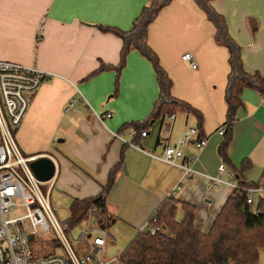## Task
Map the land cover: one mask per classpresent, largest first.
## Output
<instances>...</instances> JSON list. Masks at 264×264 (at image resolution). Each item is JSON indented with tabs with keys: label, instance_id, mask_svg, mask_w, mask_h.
I'll list each match as a JSON object with an SVG mask.
<instances>
[{
	"label": "crops",
	"instance_id": "obj_1",
	"mask_svg": "<svg viewBox=\"0 0 264 264\" xmlns=\"http://www.w3.org/2000/svg\"><path fill=\"white\" fill-rule=\"evenodd\" d=\"M155 1L0 0V60L50 74L34 95L15 137L28 156L46 155L55 162L52 200L57 208L67 204L71 214L74 199L101 196L111 169L123 161L105 196L110 218V222L104 220L109 233L105 254L109 241L117 239L123 244L122 253L167 199L178 202V219L183 202L194 204L196 227L208 231L232 194L226 183L208 189L204 175H219L221 161L248 183L264 182L260 90L242 89L226 159L221 154L225 135L218 130L227 122L232 49L197 0H169L147 24V43L172 81L170 90L163 93L155 58L138 48L132 32L142 12ZM208 5L238 50L243 70L260 86L264 81V0H210ZM129 43L118 90V68L92 75L103 64L118 66ZM186 52L193 53L198 68L183 60ZM74 99L77 104L67 110ZM163 99H177L198 110L202 127L193 111L180 108L175 119L166 114L150 123L148 135L137 140L145 151L114 137L122 131L131 140L130 127L123 126L148 117ZM107 113L112 116H97ZM189 126H198L208 138L202 150L194 144L183 147L197 171L192 180L179 165L157 158L164 144L177 142ZM245 161L249 167L238 173ZM221 178L228 181L230 175L225 172ZM258 264H264V252Z\"/></svg>",
	"mask_w": 264,
	"mask_h": 264
},
{
	"label": "built area",
	"instance_id": "obj_2",
	"mask_svg": "<svg viewBox=\"0 0 264 264\" xmlns=\"http://www.w3.org/2000/svg\"><path fill=\"white\" fill-rule=\"evenodd\" d=\"M183 60L192 68H198L193 53L183 54ZM49 77L48 72L39 68L0 60V264H107L105 245L109 233L102 222L97 204L92 202L87 218L73 225L72 217L65 218L59 214L52 200L54 177L46 181L40 180L30 167L31 161L44 155L25 157L16 141L15 133L23 123L34 95ZM260 96L264 104V81ZM76 104L77 99H74L67 110ZM97 116L103 119L112 114ZM175 117L176 112L170 114L171 119ZM226 132L227 124L218 130L221 136ZM129 134L131 140L126 139L122 131L115 132L114 137L125 145L145 151L137 140L145 138L148 130L131 126ZM207 143L208 138L201 134L198 126H189L177 142H166L162 156L157 158L179 165L184 176L192 180L197 171L190 165L183 147L194 144L198 150H202ZM225 172L230 175L228 181L221 178ZM204 176L208 179L209 190L226 183L234 195L246 192V205L249 206L256 204V198L260 200L264 195V182L247 185L241 183L224 161L219 165V175ZM60 197L66 199L64 194ZM17 208L24 209L25 214L8 217ZM77 227L80 228L78 234L75 233ZM141 231L165 232L166 228L154 215ZM43 232H52L54 238L47 237L42 241H54L52 246L61 251L48 250L36 254L31 243ZM76 242L80 245L84 243V247L79 248Z\"/></svg>",
	"mask_w": 264,
	"mask_h": 264
},
{
	"label": "trees",
	"instance_id": "obj_3",
	"mask_svg": "<svg viewBox=\"0 0 264 264\" xmlns=\"http://www.w3.org/2000/svg\"><path fill=\"white\" fill-rule=\"evenodd\" d=\"M160 1L156 0L150 8H146L142 12L132 32L139 30L141 22L146 18L148 11L157 6ZM156 13L157 11L154 13L152 19ZM104 29L112 30L111 28ZM139 43L146 49L149 57L153 58V60L155 58V66L159 72L163 93H167L170 90L172 81L163 71L156 54L147 43V27L144 31L140 32ZM130 46L131 43L125 45L122 61L118 66L103 64L92 75L105 69L118 68L116 79V87L118 90L120 79L119 71L124 66ZM236 52L238 61H236L235 52L232 51L231 54L232 71L230 73L229 88L226 96L228 104L227 132L221 145V154L226 159L227 148L231 140V127L237 109L242 104L240 98L242 89L245 86H254L259 90L263 89V81L260 86L252 83V77L243 70L237 49ZM180 108L193 111L199 120V126L202 127L203 116L198 110L191 108L185 102L177 99H163L157 103L148 117L140 121L128 122L123 128L134 126L139 130L146 129L153 120L166 114H172ZM201 134L203 135L202 132ZM122 164L123 161L121 160L111 169L108 181L103 187L102 195L97 197H101V201L96 202L94 199H74L71 202V223L73 225H77L82 219L87 218L91 203L95 202L102 216V222L106 227L104 220L110 222V218L105 204V196L114 184L117 172ZM249 165L250 163L245 161L241 171L235 172L242 173ZM236 177L241 183L248 184L247 181L240 179L237 173ZM182 210L183 214L178 219V202L175 200H165L155 215L158 217L159 223L166 227V231H139L120 254L119 259L122 263L226 264L232 262L233 264H258L261 253L264 250V196L261 197L255 209H252L251 206L246 205V192L239 193L238 195L232 193L208 231H201L196 227V207L194 204L183 202Z\"/></svg>",
	"mask_w": 264,
	"mask_h": 264
},
{
	"label": "water",
	"instance_id": "obj_4",
	"mask_svg": "<svg viewBox=\"0 0 264 264\" xmlns=\"http://www.w3.org/2000/svg\"><path fill=\"white\" fill-rule=\"evenodd\" d=\"M169 0H162L157 6H155L153 9L149 10L147 13L146 18L141 22V26L139 28L138 31H136L134 33L137 41L136 44L138 46V48H140L145 54L148 55V53L146 52V49L144 47H142L139 43V34L140 32L144 31L147 27V24L149 23V21L152 19L154 13L156 11H158L160 8L163 7V5H165ZM199 2V4L206 10V12L208 13L209 17L213 20H215V22L218 24L219 29H220V34L223 36L225 42L227 44H229V46L231 47L232 51L235 52V58L236 61H238V56H237V52H236V47L234 46V44L232 42L229 41V39L226 37V32L223 29V26L220 25V19L218 17V15L209 7L207 0H197ZM30 167L33 170V172L35 173V175L43 181L49 180L51 178L54 177L55 172H56V164L53 161V159L49 156H39L37 157L35 160L30 162ZM101 201V197L96 199V202ZM246 209V208H245ZM32 238V236H30V239Z\"/></svg>",
	"mask_w": 264,
	"mask_h": 264
},
{
	"label": "rangeland",
	"instance_id": "obj_5",
	"mask_svg": "<svg viewBox=\"0 0 264 264\" xmlns=\"http://www.w3.org/2000/svg\"><path fill=\"white\" fill-rule=\"evenodd\" d=\"M22 155L27 157L28 154L23 151L20 148ZM258 199L256 198V204H258ZM256 205L252 206L251 208H255ZM58 213L62 214L65 218H69L70 217V206L69 205H63L62 208H58ZM25 214V210L21 209V208H17L16 210H14L13 212H11L9 214L8 217L12 218V217H17V216H22ZM80 231V228H76L75 233L78 234ZM54 238V234L52 232H43L41 233L38 237L37 240L32 242L31 245L34 248L36 254L39 253H44L47 252L48 250H53V251H61L60 248H56L54 246H52L54 244V241L51 242H43L42 240H44L45 238ZM77 244V242H76ZM79 248H83L84 243L77 244ZM123 246L122 242H119V239L117 240H111L108 243V248H107V252L105 254V257H107V259L109 260L107 262V264H123L122 261L119 259V254L121 253L122 249L121 247ZM264 252V251H263ZM261 257V256H260Z\"/></svg>",
	"mask_w": 264,
	"mask_h": 264
}]
</instances>
